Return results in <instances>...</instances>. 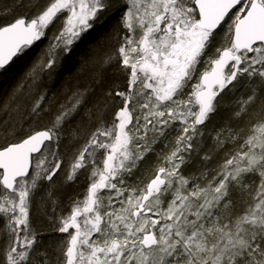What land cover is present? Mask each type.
I'll return each mask as SVG.
<instances>
[{
  "label": "snow or ice",
  "instance_id": "snow-or-ice-1",
  "mask_svg": "<svg viewBox=\"0 0 264 264\" xmlns=\"http://www.w3.org/2000/svg\"><path fill=\"white\" fill-rule=\"evenodd\" d=\"M109 24L101 101L40 92L25 121L20 84L0 103V264H264V0H11L0 72L46 39L35 85ZM60 173L84 189L45 244Z\"/></svg>",
  "mask_w": 264,
  "mask_h": 264
},
{
  "label": "trees",
  "instance_id": "trees-1",
  "mask_svg": "<svg viewBox=\"0 0 264 264\" xmlns=\"http://www.w3.org/2000/svg\"><path fill=\"white\" fill-rule=\"evenodd\" d=\"M10 2L11 0H0V9H3L6 5H9ZM111 23L114 24L115 21L113 20ZM110 29L111 24L104 28H97L95 30H91L89 33H87L81 43L78 44V46L76 45L75 48H73V51L70 55H65L61 58L63 64H61V67L58 69L60 72H58L57 74L59 76L58 79L56 80L55 75L54 77H52V79H49L50 81L41 83L40 89L43 92H46L49 98H54L60 103L65 102L66 98L71 96V94L78 89H88L89 97L93 102L101 101L102 98L100 96V88L99 85L94 83L92 70L93 68L98 66L100 59L105 54L115 55V48L118 45L119 41L113 37V34L111 33ZM43 49L44 41H42L41 43L37 42V44L34 45L33 48L28 50L27 54L22 56V58L24 57V59H26L27 61V69L36 61L38 52L42 51ZM19 64L15 67V70L17 69ZM11 66L8 68V70L0 72V103H3L5 100H7V98L12 95L18 85L23 84L24 87L22 92L24 93L32 84L31 80L28 79L26 75L28 73V70L24 73V78H27L25 82H14L13 79H18V77L16 75V71H11ZM41 78L42 77L40 76L38 81H40ZM108 83L119 84L121 86V89H123L125 85V77L122 74L113 75L110 73ZM39 94L40 90L33 97V99H35L36 96ZM239 94L240 92L238 91L237 95ZM231 99L232 97L231 95H229L227 100L230 102ZM19 102L21 105V115L23 116V119L27 121L29 117L26 114V109L30 105L28 103H25V101ZM119 102V98L117 97L114 103L118 105ZM89 107H91V104H89ZM229 116L230 110L226 106L225 108L221 109L219 114L215 117V123L217 125L223 124L225 121L228 120ZM157 147L159 149V146ZM139 174L140 173L138 172L137 175ZM61 175H63V173H60L59 176ZM134 179L135 177H133V180ZM84 184L85 181L83 179H81L76 185L69 186L67 184H64L63 187L59 190L58 196L54 197V200L57 201L59 207H56L54 203L48 205V216L40 215L39 217H37L38 226L44 229V235L42 239L45 244L52 243L54 239L58 238L57 233H51L48 230V225L50 223L48 217H53L60 214V209L66 208L67 206V197L70 194L75 195L78 192H83ZM72 187L76 188L77 190H68ZM53 207L57 209L55 213L52 212Z\"/></svg>",
  "mask_w": 264,
  "mask_h": 264
},
{
  "label": "rangeland",
  "instance_id": "rangeland-1",
  "mask_svg": "<svg viewBox=\"0 0 264 264\" xmlns=\"http://www.w3.org/2000/svg\"><path fill=\"white\" fill-rule=\"evenodd\" d=\"M83 40V39H82ZM81 40V41H82ZM42 41H44V48L47 46V43H48V41L45 39V40H42ZM42 41H40V43L42 42ZM81 41L78 43V44H80L81 43ZM78 44H76L77 46H78ZM76 45H74L73 46V48H75L76 47ZM28 53V51L26 52V54ZM15 63H13L12 64V66H11V71L13 70V71H16V75H17V77H18V79L17 78H14L13 79V81L14 82H18V81H20V82H25V80L27 79V78H24V73L27 71V72H29L30 71V69L32 68V65L31 66H27L28 67V69L26 68V65H27V61H26V59H24V57L22 58V56H20V57H18L15 61H14ZM21 62V63H20ZM20 63V64H19ZM35 63V62H34ZM19 64V66L17 67V69L15 70V67L17 66ZM61 64H63V62L60 60L59 61V63L57 64V66L55 67L56 69H54V70H51L50 72L49 71H47L46 70V72H43V73H41V79H40V81H38V83L37 84H35V85H33V84H31L30 86H29V88H28V90L26 91V92H21L20 94H19V96H18V100L19 101H25V103H28L29 105L31 104V102H32V100H34L33 99V97L39 92V90H40V92H43L41 89H40V86H41V83H43V82H47V81H50L49 79H52V77H54L55 75H56V80L58 79V72H59V68L61 67ZM7 70H8V68H7ZM60 73V72H59ZM44 75V76H43ZM56 80H55V82H56ZM54 82V83H55ZM53 83V84H54ZM37 91V92H36ZM48 122V119H47V117H45V119L42 121V125L44 124V123H47ZM41 125V126H42ZM60 175V174H59ZM62 180H63V175H61L60 176V179H58L57 180V183H56V185L53 187V191H54V193H55V196H58V193H59V190L63 187V186H61V182H62ZM46 183V182H45ZM68 190H77L76 188H74V187H72V188H69ZM54 205L56 206V207H59L58 206V204H57V201H55V203H54ZM59 215V214H58ZM57 215V216H58ZM57 236L58 237H66V234H61V233H57Z\"/></svg>",
  "mask_w": 264,
  "mask_h": 264
},
{
  "label": "water",
  "instance_id": "water-1",
  "mask_svg": "<svg viewBox=\"0 0 264 264\" xmlns=\"http://www.w3.org/2000/svg\"><path fill=\"white\" fill-rule=\"evenodd\" d=\"M17 58H14L13 59V62H11V64L7 67V68H9L13 63H14V61L16 60Z\"/></svg>",
  "mask_w": 264,
  "mask_h": 264
},
{
  "label": "bare ground",
  "instance_id": "bare-ground-1",
  "mask_svg": "<svg viewBox=\"0 0 264 264\" xmlns=\"http://www.w3.org/2000/svg\"><path fill=\"white\" fill-rule=\"evenodd\" d=\"M33 47H34V46H33ZM33 47H32V48H33Z\"/></svg>",
  "mask_w": 264,
  "mask_h": 264
},
{
  "label": "flooded vegetation",
  "instance_id": "flooded-vegetation-1",
  "mask_svg": "<svg viewBox=\"0 0 264 264\" xmlns=\"http://www.w3.org/2000/svg\"><path fill=\"white\" fill-rule=\"evenodd\" d=\"M90 31H91V30H90ZM90 31H89V32H90Z\"/></svg>",
  "mask_w": 264,
  "mask_h": 264
}]
</instances>
